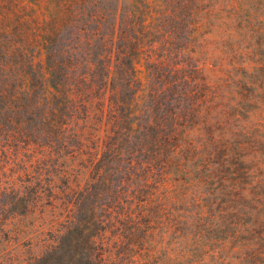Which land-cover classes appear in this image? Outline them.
Returning <instances> with one entry per match:
<instances>
[{"label": "trees", "instance_id": "trees-1", "mask_svg": "<svg viewBox=\"0 0 264 264\" xmlns=\"http://www.w3.org/2000/svg\"><path fill=\"white\" fill-rule=\"evenodd\" d=\"M9 157L42 224L57 180L76 191L81 264H264V0H0V176ZM156 220L174 260L145 247Z\"/></svg>", "mask_w": 264, "mask_h": 264}, {"label": "rangeland", "instance_id": "rangeland-1", "mask_svg": "<svg viewBox=\"0 0 264 264\" xmlns=\"http://www.w3.org/2000/svg\"><path fill=\"white\" fill-rule=\"evenodd\" d=\"M65 36L67 37L66 32ZM139 69L141 70V77L144 78L143 67L139 66ZM241 79V75L238 76L237 72L234 71L233 82L239 81ZM233 88L234 87L232 86V83H229V85L226 83L223 84L222 88L219 90L220 96L224 94V90H226L227 97L230 98L231 95L229 92ZM235 96L236 99L239 100V96ZM65 157H68L70 159L66 160L64 159ZM7 159L10 160L6 161L5 159H3L2 161V165H4V167H7V173L3 176H0V264H28L32 263V261H34L38 257L39 262L37 264L83 263L87 255L84 253H88V251H85L87 249L84 248V237L89 235V233L91 232L85 231L83 234H81V232H79V229L81 228L76 227L77 222L79 223L80 220L82 222L83 219H85L84 210L78 211L76 209V191L71 194H62L60 190L64 186V184L63 182H61V180H57V186L55 187L56 191L59 192L57 195L58 198L55 199L57 200L55 201L57 208H52L51 205L50 208L53 211L44 214V216L48 215V219L46 220V222L53 221V223H47V225L42 224L41 213L39 210L43 208H49V201H47L46 198H43L41 203L36 205L34 210L28 211L26 209V206H29V204L27 203L25 196H22L18 200L13 198L14 192L12 188L15 187L21 190L22 187H19L20 184L23 185L24 188V185L27 182L24 181L23 178H21L23 176V173L19 171L17 166L14 163H10L12 161V157H9ZM66 165L70 166L69 168H71V178L73 179L71 181L75 182L76 173L78 172V169H76V159H71L68 149H61L58 154L53 152L52 158L47 168H49L50 170L60 171L61 167L64 168ZM104 165L105 164H103L102 166L104 167ZM127 166L128 164L122 162L120 164V173H124L123 168ZM30 171V179L34 183L37 180L36 175L31 169ZM103 171L105 183L96 184L95 187L97 189H92V198L88 202L90 205L95 204L96 206H99L100 204L106 203L104 201L102 202V197L104 198V200L107 198L106 192L108 191V188H110L111 184L108 180V168L105 167ZM47 174L48 173H46L44 178L47 176ZM118 178L119 174L117 175V179ZM250 180V182H252V177L250 178ZM119 181L120 179L118 181H115L112 186H116L117 184H119ZM129 184L135 186V178L131 181L129 180ZM72 188L75 189L76 185L72 186ZM200 191H203V186H201ZM22 194L23 193L21 192V195ZM97 194H101L103 196L96 197ZM27 196H29V194ZM125 197H127V194L121 195L120 199ZM100 211L102 212V210H99L98 214L103 213H100ZM193 211L194 209H189L187 211L188 215ZM164 212L166 211L164 210ZM179 212L180 214H184V212ZM164 218L165 217L161 219L162 222ZM158 220L153 222L155 230L154 234L158 232L160 236L155 238L153 235L154 238L152 237L148 241V243L145 244V247L155 246L156 248H167L168 250L165 257L164 255H159L157 253V256L155 255L154 258L157 261L163 260V258L167 261L174 260L176 248L172 245L164 247V242H159V238H161V235H163V229ZM115 226L122 227L119 222H115ZM157 227H160V230L157 229L156 231ZM110 230L114 232L115 228H111ZM92 234H96L95 231H93ZM158 251L161 250L158 249ZM78 260L83 261L79 262Z\"/></svg>", "mask_w": 264, "mask_h": 264}]
</instances>
